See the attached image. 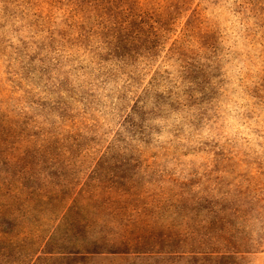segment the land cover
Wrapping results in <instances>:
<instances>
[{"label": "rangeland", "instance_id": "374dc122", "mask_svg": "<svg viewBox=\"0 0 264 264\" xmlns=\"http://www.w3.org/2000/svg\"><path fill=\"white\" fill-rule=\"evenodd\" d=\"M0 264H264V0H0Z\"/></svg>", "mask_w": 264, "mask_h": 264}]
</instances>
